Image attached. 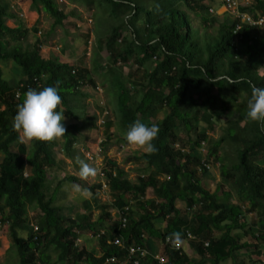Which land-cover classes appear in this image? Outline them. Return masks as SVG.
I'll use <instances>...</instances> for the list:
<instances>
[{
    "label": "trees",
    "instance_id": "trees-1",
    "mask_svg": "<svg viewBox=\"0 0 264 264\" xmlns=\"http://www.w3.org/2000/svg\"><path fill=\"white\" fill-rule=\"evenodd\" d=\"M30 1L52 16L55 25L62 26L69 18L56 0ZM76 1L100 3L119 21L107 35L110 60L102 76L114 93L120 141L130 146L125 132L133 122L154 124L159 129L153 141L157 151L134 155L145 164L135 182L116 161L107 160L102 173L113 202H100L95 192L93 201H84L85 211L76 203L58 205L64 183H76L78 177L67 174L52 187L50 171L63 162L56 156V140L27 145L12 126L13 116L28 89L56 86L62 98L58 110L78 118L75 97L82 96L86 85H96L95 72L46 57L39 39L26 49L11 45L6 35L22 39L29 30L8 26L4 21L10 15L8 7L0 6V63L11 61L20 74L12 85L0 66V224L8 225L18 264H121L129 248L137 245L149 252L141 264H156L159 243L164 245L165 264H222L230 259L239 264L237 259L248 248L260 259L264 253V124L247 120L246 112L250 84L264 87V34H260L264 28L233 15L220 24L216 36L203 37L188 11L207 22L201 14H208V4L214 0ZM239 11L258 18L264 15V0H252ZM123 29L128 30L126 35ZM162 111V118L155 120ZM91 118L80 119L81 125H64L61 146L68 157H73L79 133L92 126ZM103 123L106 138L111 139L113 123ZM218 126L220 137L204 152L201 148L209 140V130ZM212 161L220 162L222 176L241 204L217 200L204 185L205 178L213 176ZM149 189L151 198H147ZM178 202L191 212L184 213ZM92 205L100 210L96 219ZM32 208L40 211L35 224ZM251 212L257 215L252 225L246 221ZM85 231L98 237L99 254L77 243ZM173 233H179V239ZM188 233L195 238L188 239ZM167 237L189 240L198 258L166 244ZM116 238L121 245L113 243ZM114 256L118 261L107 262Z\"/></svg>",
    "mask_w": 264,
    "mask_h": 264
},
{
    "label": "rangeland",
    "instance_id": "rangeland-1",
    "mask_svg": "<svg viewBox=\"0 0 264 264\" xmlns=\"http://www.w3.org/2000/svg\"><path fill=\"white\" fill-rule=\"evenodd\" d=\"M58 5L69 16L62 26L54 24V18L45 12L42 8L33 7L30 0H0V6L4 9L8 7L7 17H4V21L8 26L17 27L21 26L29 30L27 36L22 39H15L6 35L5 39L10 40V44L20 45L26 49L31 44L39 39L42 43L41 52L45 56L58 57L61 61H69L76 65L86 67L94 73V79L96 85H86L82 88V96L75 97L74 114L78 118H70L64 116L62 121L63 125L69 122H78L81 125V120L92 117V126L90 129L85 128L78 135V141L75 145L73 157H68L67 153L62 151V144L64 139L61 137L56 140V156L58 160L63 161L60 163L59 168L50 171L49 182L52 187L55 186L64 176L67 174L78 177L76 183L66 182L63 185L60 192L57 204H77L81 207L82 211H85L84 201H93V194L96 192L97 199L102 203H111L114 201V197L110 192L108 186L105 184V178L102 173V168L107 160H114L118 165L125 170L131 181H136L137 176L144 172L145 164L141 161L135 160L134 155H140L142 150H138L133 146H127L120 141L121 135L117 124L119 113L114 99V93L111 91L107 83L104 82L103 74L107 71L108 60H110L109 53L105 47L107 35L110 32V27L113 24H118V20H114L110 17L108 10L104 8L100 3L81 4L76 0H56ZM208 14L203 12L209 21L204 22L202 17L196 15L190 11L188 13L193 18L194 26L198 27L203 37H214L218 33L220 24L226 19L233 16V11H228L226 7L214 0L210 2ZM213 11H211V9ZM233 12V13H232ZM201 13V12H200ZM247 15H249L247 13ZM11 17V18H10ZM215 18L216 22L213 21ZM141 25V24H140ZM122 35H126L128 30L123 29ZM260 34H264V30H260ZM119 42L118 45H120ZM1 68L4 70L3 74L6 80L12 85L19 81L20 74L19 68L15 66L11 61L1 62ZM132 66L131 69H135ZM127 73V70H125ZM98 87V88H97ZM163 111L156 114L155 120L161 119ZM81 119V120H80ZM111 120L113 125L111 127V139L106 138V125L104 121ZM202 129L204 128L201 125ZM209 140L205 143L202 150L209 152L213 148L212 143L220 137L222 131L221 126H218L215 131L209 130ZM183 135V133H182ZM24 139V138H23ZM27 145L30 144L29 140L24 139ZM103 142V143H102ZM14 151H17L15 146H12ZM203 150V151H204ZM225 151L226 148L220 149ZM232 154L233 150L227 152ZM1 159V157H0ZM78 159H84L87 163L97 168V175L87 180H82L78 176L79 165ZM211 178H205L204 185L212 192L215 193L217 200L226 201L230 200L234 204H241L242 199L231 189L229 182L224 180L222 176V167L220 162L212 161L211 163ZM56 179V180H54ZM54 183H53V182ZM102 183V188H96L90 190L91 187ZM77 184L81 188L88 190L87 198H82L78 193L72 190V185ZM153 197L152 190L147 191V198ZM134 208L137 209L138 205L133 203ZM181 202H178V207L184 213L191 212L185 210ZM247 205V204H245ZM93 206V219H96L100 210ZM247 206L243 207L244 211H247ZM36 208L30 210L31 221L35 224L40 211ZM114 220H118L119 214L117 209L113 210ZM257 215L254 212L248 213L246 221L253 224L256 221ZM8 225L5 224L4 228L0 231L3 233L0 237V264H18V257L15 248L11 244L9 237ZM24 235H26L24 233ZM3 236V237H2ZM98 237L92 233L85 231L81 238L78 240V244L85 245L88 250L96 251L100 253ZM185 251L192 258H198L196 250L192 247L190 241L184 242ZM164 245L159 243L157 252H163ZM54 256V255H53ZM55 257V256H54ZM239 264H264V253L259 259L253 253V249L248 248L243 250L241 256L237 259ZM222 264H235L232 259Z\"/></svg>",
    "mask_w": 264,
    "mask_h": 264
},
{
    "label": "clouds",
    "instance_id": "clouds-1",
    "mask_svg": "<svg viewBox=\"0 0 264 264\" xmlns=\"http://www.w3.org/2000/svg\"><path fill=\"white\" fill-rule=\"evenodd\" d=\"M237 82L238 81H230L231 84ZM212 83H216V81H212ZM250 86L251 95L247 101L246 119L264 124V87H257L254 84H250ZM61 101L62 98L56 86L28 89L24 93L22 102L17 105L16 112L13 116V128L18 130L22 134V137L29 141L51 142L60 139L65 135V127L62 123L64 114L62 111L58 110ZM158 132L159 129L154 124L147 125L135 121L127 128L125 140L130 146L142 150L147 154H151L157 151L153 141L156 139ZM77 163L79 165L78 176L80 179L87 180L97 175V168L87 163L84 159H78ZM72 190L78 193L82 198H87L88 196V190L86 188H81L77 184L72 185ZM172 235L179 239V233H173ZM186 241L189 242V240ZM181 242L183 243V247L176 250L184 249L185 241ZM159 253L163 254V252ZM126 263L127 258L121 262V264Z\"/></svg>",
    "mask_w": 264,
    "mask_h": 264
},
{
    "label": "built area",
    "instance_id": "built-area-1",
    "mask_svg": "<svg viewBox=\"0 0 264 264\" xmlns=\"http://www.w3.org/2000/svg\"><path fill=\"white\" fill-rule=\"evenodd\" d=\"M219 2L221 4H223L228 11H233L234 12V13L232 12L233 15L236 17H239L240 21L247 22V23H249L251 25H255V26L258 25L259 27H264V16H260V17L254 19L252 14L249 13L248 11L243 12V13H241L239 11L240 6L249 7L252 4V0H219ZM211 11H213V9H211ZM247 13L249 15H247ZM240 28H241V25H238L237 30H239ZM17 96H18V94H17ZM204 144L205 143H203V147H204ZM204 152H206V151L204 150ZM125 223H126V219H124L123 225H125ZM3 227H4V224H2V225L0 224V229H2ZM34 228H35V230H38L37 226H35ZM187 237H188V239L194 238L192 236V234H190V233H188ZM113 243L116 245L122 244L120 238L114 239ZM165 243L170 244L175 249H181L183 247V243L181 241H173L169 237L166 238ZM207 244L208 243H206V245ZM148 254H149V252L145 247L137 245V246H132L129 248V253L127 254L126 258H127V261L128 260L132 261L133 264H141V261H142L141 259L145 258ZM155 259L157 261L156 264H165L166 259H165L164 254L157 253L155 255ZM115 261H117L116 257H111L110 259L107 260V262H115Z\"/></svg>",
    "mask_w": 264,
    "mask_h": 264
},
{
    "label": "crops",
    "instance_id": "crops-1",
    "mask_svg": "<svg viewBox=\"0 0 264 264\" xmlns=\"http://www.w3.org/2000/svg\"><path fill=\"white\" fill-rule=\"evenodd\" d=\"M11 18V17H10ZM46 57H48L49 58V56H46ZM4 70L2 69V72H3ZM4 73V72H3ZM3 77H4V74H3ZM4 228V227H3ZM1 235H3L4 236V234L3 233H0ZM1 235H0V237H1ZM2 236V237H3Z\"/></svg>",
    "mask_w": 264,
    "mask_h": 264
}]
</instances>
